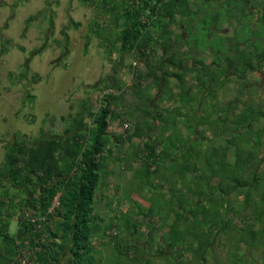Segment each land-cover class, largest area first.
I'll use <instances>...</instances> for the list:
<instances>
[{
    "label": "rangeland",
    "instance_id": "obj_1",
    "mask_svg": "<svg viewBox=\"0 0 264 264\" xmlns=\"http://www.w3.org/2000/svg\"><path fill=\"white\" fill-rule=\"evenodd\" d=\"M191 1L193 17L183 25L180 19L175 31L179 51L205 62L203 71L186 76L196 100L181 108L182 114L160 104L171 112L166 120L172 126L163 132L155 121L151 134L163 135L166 148L175 145L171 162L178 172L199 175L200 183L193 185L198 192L217 198L218 190L236 185L237 191L235 202L229 196L223 200L221 193L219 214V203L209 205L218 229L194 218L181 221L177 246L170 250L158 210L148 208L158 191L165 202L178 194L167 190L165 180L162 190H141L133 173H145L138 150L142 141L120 146L115 139L122 141L136 124L147 128L148 105L134 90L132 72L122 66L113 70L120 59L112 49L118 32L112 12L98 14L91 0H0V167L10 144L30 146L45 135L61 134L71 118L96 112L104 94L114 91L108 97L121 117L110 126L115 140L95 205L99 231L91 237L93 264H264V0ZM125 63L134 65V60L127 57ZM176 83L171 87L178 92ZM148 84L142 89L155 98L150 104L155 109L161 92ZM124 123L130 125L127 133ZM11 222L13 234L17 216ZM132 244L137 248L123 255ZM63 259L62 264L73 263L71 257Z\"/></svg>",
    "mask_w": 264,
    "mask_h": 264
},
{
    "label": "trees",
    "instance_id": "obj_2",
    "mask_svg": "<svg viewBox=\"0 0 264 264\" xmlns=\"http://www.w3.org/2000/svg\"><path fill=\"white\" fill-rule=\"evenodd\" d=\"M91 1L97 6L98 14L101 10L104 13L112 12V20H115L118 30L112 39V49L120 59L117 66L114 63L113 70L117 71L118 67L122 66L135 77L137 85L134 90L144 96L145 104L148 105L145 117L147 128H139V124H136L134 131L126 134L127 137H123L122 141L114 135L111 136V123L121 115L116 112L119 107L111 102L110 97L104 95L96 112L89 109L86 118L83 113H80V118H71V122L67 123L61 134L45 135L38 143L30 146L19 145L17 141L10 144L7 147L5 162L0 167V264H62L64 257H71L72 264H93L94 261L89 260L93 252L91 237L99 231L95 205L108 174L109 157L113 155L109 146L115 139L120 146L125 142H132L135 138L142 141L143 146L138 150L142 154L140 159L145 173L143 177L137 170L133 173L141 190L144 187L162 190L165 180L168 182L167 190L178 194L173 196L171 202H165L158 191L157 198L149 201L148 210L151 213L158 210L162 227L167 229L163 238L167 241L165 244L168 249L177 246L180 237L176 232V225L181 221H191L194 218L195 222L200 221L203 225L210 222L211 229H218L219 222L216 215L212 214L214 210H209V205L217 206L219 203V214L224 209L220 202L227 196L229 199L233 198L234 202L236 200V185L230 186L226 192L218 190L217 198L212 196L213 193L198 192L194 189L193 185L200 183L197 180L199 175L193 176L186 171L178 172L174 162H171L176 161L173 157L175 145L170 141V148H166L163 145V135L151 134L155 131V121L161 124L163 132L165 127L172 126L166 120L171 112L164 111L160 104L182 114L181 108L189 107L196 100L193 92L195 89L187 84L186 76L198 70L203 71L205 62H200L195 53L179 51L181 45L177 39L180 37L175 31L180 19L188 21L193 17L192 1ZM95 26L106 30V27L96 22ZM99 34L102 36V33ZM127 57L132 58L136 65L138 63V67L127 65ZM247 75L244 77L247 78ZM173 80L177 82L175 85L179 88L178 92L171 87ZM145 82L149 83L150 87L160 89L161 94L155 109L150 108L155 98L147 95L142 89ZM150 87L146 90H150ZM63 118L65 117L61 119ZM152 118L154 121L149 122ZM125 130L127 133L128 129ZM139 151L136 152L138 157ZM197 164L204 163L197 161ZM163 170L170 175L162 176L160 171ZM155 177L161 178L159 180L162 183H154L153 179L155 182L157 180ZM214 187L215 185H210V188ZM218 187H222V182ZM221 193L224 197L219 201ZM247 195L246 204L251 198L250 192H247ZM56 199L58 206H54ZM15 216L18 223L16 232L12 234L11 221ZM162 227H158L159 230ZM150 234L152 235L151 232ZM200 244L202 248V242ZM132 248H137L136 244L127 247L123 255L129 256ZM202 260H205V257Z\"/></svg>",
    "mask_w": 264,
    "mask_h": 264
},
{
    "label": "built area",
    "instance_id": "obj_3",
    "mask_svg": "<svg viewBox=\"0 0 264 264\" xmlns=\"http://www.w3.org/2000/svg\"><path fill=\"white\" fill-rule=\"evenodd\" d=\"M134 65H136V63H134ZM112 93H114V91L113 92H111V93H108V94H104V95H107V96H111V94ZM130 128V125H129V123H124V129H129Z\"/></svg>",
    "mask_w": 264,
    "mask_h": 264
},
{
    "label": "crops",
    "instance_id": "obj_4",
    "mask_svg": "<svg viewBox=\"0 0 264 264\" xmlns=\"http://www.w3.org/2000/svg\"><path fill=\"white\" fill-rule=\"evenodd\" d=\"M101 200V198L99 197V199H98V201H100ZM106 204V203H105ZM105 204H104V207H105Z\"/></svg>",
    "mask_w": 264,
    "mask_h": 264
}]
</instances>
